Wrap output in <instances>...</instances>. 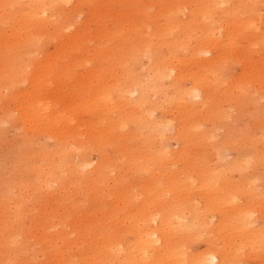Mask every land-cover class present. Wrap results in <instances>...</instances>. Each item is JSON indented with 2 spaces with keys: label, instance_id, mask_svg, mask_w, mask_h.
Instances as JSON below:
<instances>
[{
  "label": "bare ground",
  "instance_id": "6f19581e",
  "mask_svg": "<svg viewBox=\"0 0 264 264\" xmlns=\"http://www.w3.org/2000/svg\"><path fill=\"white\" fill-rule=\"evenodd\" d=\"M86 1L0 0V22L6 18V23L12 24L0 26V54L12 51L14 62L0 77V97L14 84H30L28 92L17 97V115L10 111L0 118L1 138L10 124L20 129L25 142L22 155L11 158L15 152L1 153L10 155V161L5 167L0 165L4 178L0 202L5 219L0 222V264H20L31 250L25 231L36 226L20 223L21 205L30 190L65 197L72 189L75 196L87 192L104 197L109 174L114 171L119 172L118 192L125 195L121 210L134 206L121 220L129 226L128 231L113 240L112 231L105 228L107 238L100 249L79 260L72 256L68 264H243L249 253L264 251V209L255 207L264 200L261 186L255 180L233 184L227 173L212 169L206 159L196 157L191 150L201 139L192 134L200 128L198 115L219 88L217 73L230 56H245L263 42L257 17L262 18L264 0H177L175 10L166 15L169 28L147 25L145 33L156 31L127 51L128 61H140L142 70V76L126 75L130 87L120 84L122 81L100 86V79L94 78L97 69L104 62L110 64L116 54L115 46L109 47V43H126L129 36L123 29L113 33L101 30L89 37L86 25L69 21L72 11L62 12ZM242 12L249 18L242 17ZM49 38L57 41L53 55L44 52ZM78 47L80 57L63 64L72 58L71 48ZM38 56L44 59L39 61ZM75 68H92V73L82 77L93 85L85 86L90 88L88 93L71 101L42 94L45 87L70 79ZM187 81L191 82L189 88ZM241 89L242 84L235 88L237 92ZM117 93L120 97L115 102ZM103 106L117 115L113 130L122 132L130 123L136 127L134 137L128 138L123 148L121 161L106 157L104 146L98 142V124L81 121L83 113L97 117ZM35 135L39 143L33 142ZM134 139L139 140V146L129 143ZM93 153L100 155L98 163L91 157ZM19 169L27 174L26 180L17 179ZM129 173L141 178L134 180L136 186H125L123 192L121 182ZM229 185L235 189L231 193L225 192ZM75 206L87 211L84 203ZM63 216L59 223L51 222L56 217L46 219V227L55 232L56 245L71 248L76 246L67 244L72 234L68 222L71 214ZM95 227H88L87 235L95 236ZM41 237L46 236L43 233ZM22 239L23 245L16 247ZM199 242L204 243V250H192ZM79 246L83 255L84 247Z\"/></svg>",
  "mask_w": 264,
  "mask_h": 264
},
{
  "label": "rangeland",
  "instance_id": "374dc122",
  "mask_svg": "<svg viewBox=\"0 0 264 264\" xmlns=\"http://www.w3.org/2000/svg\"><path fill=\"white\" fill-rule=\"evenodd\" d=\"M113 0H87L85 5L78 8L66 7V11H72L69 21L75 22L79 26L86 25L89 37L99 35V31L126 30L129 36L126 43L119 41H112L109 47L115 46L116 54L110 64L104 62L94 74V78H99L101 85H107L111 82L126 85L130 87L129 82L124 79L126 75L142 76L141 62L135 61L130 63L128 60L130 56L127 51L131 48H136L140 44L142 37L151 34L156 29H150L149 33H145L147 25H154L160 28H169L167 25L170 20L167 18V12L175 10V3L177 0H116L117 3H112ZM261 1V0H259ZM186 2V0H185ZM262 9V18L257 17L258 25L261 28L263 35V42L257 46L254 51L248 52L245 56H230V61L224 63V67L217 75L220 79V85L216 93L211 99L202 107V111L198 115V122L200 128L193 131L192 134L201 139H197V144L191 147L193 154L196 157L204 158L209 162L212 169L217 168L222 173H227L228 177L232 178L233 184L243 182L245 180H255L264 192V7ZM188 11V10H187ZM243 13V12H242ZM98 14H103L98 18ZM3 15L0 12V16ZM242 17L248 19V14H242ZM178 18V17H176ZM133 23L129 26L123 27L127 22ZM4 18L0 22V26H12L11 23H6ZM142 35H137L139 30ZM107 34V33H105ZM105 39H111L105 37ZM261 40V38H260ZM3 39L0 37V43ZM56 40L48 39L44 48L45 54L53 55L56 51ZM2 44V43H1ZM96 43H91V48ZM145 50V49H144ZM71 59H66L63 64H68L71 60H76L80 57V47L71 48ZM1 52V50H0ZM12 51L0 54V77L4 75L11 63ZM37 59L42 61L44 56H38ZM244 62V65L242 64ZM5 64L8 66L5 67ZM97 68V67H96ZM92 68L89 69H73V76L70 79L64 80L62 83L52 84L45 87L42 94L45 97L59 95L66 101L76 100L77 95L88 93L93 85L84 82L82 77L89 74ZM93 72V71H92ZM91 72V73H92ZM212 77V74L209 75ZM245 81L254 83L252 85L244 84ZM242 84L241 92H237L235 88ZM87 86V87H85ZM98 86L99 91L101 90ZM187 87H191V82L187 81ZM10 91L5 90L0 97V118H4L8 112L14 110L18 104L17 97L20 94L28 92L30 84L28 82L13 85ZM73 95H76L72 97ZM115 96V102L118 101L119 93ZM120 97V96H119ZM108 107L103 106L101 114L97 117H91L90 114H82L81 121L93 122L98 124L100 133L98 134V142L104 146L106 157L113 161H121L123 159V148L127 145V139L134 137L135 124L130 123L126 125L122 132L113 130L115 124V113L107 112ZM112 110V109H111ZM126 114L130 113L128 107L123 108ZM120 124L119 122H116ZM5 126L6 132L3 138L0 137V165L6 166L10 161V155L2 156L1 153L15 152L11 158L22 155L25 147V142L20 135V129L14 126ZM33 142H38V137L35 135ZM52 143V142H51ZM133 146H139L138 139L129 142ZM171 146L174 149L178 147L171 140ZM47 144L49 145L48 141ZM15 146L13 151L10 147ZM95 163L101 159L98 153H93L91 156ZM241 162V163H240ZM4 163V164H3ZM240 163V164H238ZM238 164V165H237ZM237 165V166H236ZM4 166V167H5ZM236 168L237 171L231 172L230 169ZM180 169V166L177 167ZM35 175V173H32ZM16 177L19 181L27 179V174L19 169L16 172ZM36 177V176H35ZM34 177V178H35ZM119 172L114 171L109 174V181L106 184L104 194L106 196H95L93 193L73 194V190L67 191L65 197L61 193L57 195L52 192L41 193L30 190L26 196L23 204V215L20 223L31 224L40 228L36 232L35 237H30L33 231L26 230L25 239L28 240L27 245L30 252L22 257L20 264H68L69 258L76 257L77 260L83 257H89L92 253L100 249L106 241L104 229H109L113 233L112 239H118L126 234L128 231L127 224L121 220L125 214L133 211L134 206L127 207L124 210L123 199L125 195L118 192ZM263 177V178H262ZM141 176L129 173L121 182L122 191L125 186H136L134 180L140 179ZM4 178L0 176V192L1 185ZM221 182V181H220ZM219 182V183H220ZM218 183V184H219ZM263 185V187H262ZM56 188V187H55ZM86 189V188H85ZM234 186H227L225 192H233ZM55 195V196H50ZM60 195V196H58ZM65 199V202L62 200ZM245 199L242 200L244 202ZM84 203V208L87 211L79 210L75 204ZM140 205V201H137ZM4 204L0 202V222L5 219L2 217V210ZM256 208L264 209V200L255 206ZM64 214H71L69 218V230L72 234L67 238V244L76 243L71 248H65L62 243L56 245L53 235L55 232L46 227V219L54 218L51 222L59 223L60 218H65ZM215 221L217 217H213ZM40 224L39 227H37ZM95 225V236L87 235L88 227ZM46 237L42 238L41 234ZM21 238V237H19ZM24 239V240H25ZM21 242L16 244V247H21ZM84 247V254L80 250V246ZM204 243L199 242L192 246V250L201 252L204 250ZM33 253L35 256H31ZM66 262V263H65ZM6 264H14L12 261H7ZM80 264V261H79ZM243 264H264V251L251 252L248 255V260Z\"/></svg>",
  "mask_w": 264,
  "mask_h": 264
}]
</instances>
